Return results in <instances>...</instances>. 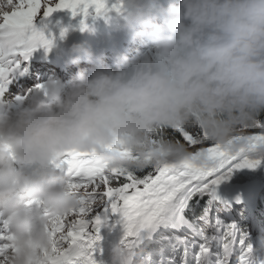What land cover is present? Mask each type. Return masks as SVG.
Returning <instances> with one entry per match:
<instances>
[{
    "label": "clouds",
    "instance_id": "clouds-1",
    "mask_svg": "<svg viewBox=\"0 0 264 264\" xmlns=\"http://www.w3.org/2000/svg\"><path fill=\"white\" fill-rule=\"evenodd\" d=\"M118 3L120 27L146 38L147 52L117 53L113 70L102 53L73 44L64 61L87 60L88 74L78 71L68 84L50 76L15 109L0 110L6 264H43L51 239L44 212L79 204L55 163L63 153L94 152L116 168L179 163L191 149L177 131L225 144L264 115V0Z\"/></svg>",
    "mask_w": 264,
    "mask_h": 264
},
{
    "label": "snow or ice",
    "instance_id": "snow-or-ice-1",
    "mask_svg": "<svg viewBox=\"0 0 264 264\" xmlns=\"http://www.w3.org/2000/svg\"><path fill=\"white\" fill-rule=\"evenodd\" d=\"M57 9L82 15L83 29L88 16L118 11L119 3L0 0V88L28 71L24 62L36 50H51L54 38L36 21L43 24ZM175 136L191 154L143 169L110 167L94 152L63 153L55 163L79 204L44 212L51 239L43 264H264V223L257 237L248 226L264 199V120L241 127L225 144L198 132ZM234 212L239 220L231 219ZM9 250L0 222V264Z\"/></svg>",
    "mask_w": 264,
    "mask_h": 264
},
{
    "label": "rangeland",
    "instance_id": "rangeland-1",
    "mask_svg": "<svg viewBox=\"0 0 264 264\" xmlns=\"http://www.w3.org/2000/svg\"><path fill=\"white\" fill-rule=\"evenodd\" d=\"M157 1L159 2V0H157ZM55 2H56V0H53V3H55ZM117 2H118V0H107L109 8H111V5L113 3H117ZM113 12H116V10L112 9L107 14H110ZM92 16H94V15H90L87 18L89 19ZM79 17H81V18H79ZM44 19H46V21H47L46 25H48L50 23H55V24L59 25L58 29H62L63 27H60V26H64V25L68 26V25H71L73 23L79 22V20L84 19V18L82 17V15H79V14L76 16H73L71 13V10H69V9H57L50 16H48ZM37 21H40V19L38 18ZM204 202L205 201L203 200L200 207L203 206ZM262 210H264V199H260L257 201L256 208L253 212V220L251 222H249V225H248L253 236H257V234L259 232V228H258V225L256 224V222L254 221V217L256 215H258ZM231 218L239 220V217L235 212L232 214Z\"/></svg>",
    "mask_w": 264,
    "mask_h": 264
},
{
    "label": "trees",
    "instance_id": "trees-1",
    "mask_svg": "<svg viewBox=\"0 0 264 264\" xmlns=\"http://www.w3.org/2000/svg\"><path fill=\"white\" fill-rule=\"evenodd\" d=\"M260 120H264V115H261ZM202 201H200L201 203ZM261 220L264 221V213L261 214Z\"/></svg>",
    "mask_w": 264,
    "mask_h": 264
},
{
    "label": "bare ground",
    "instance_id": "bare-ground-1",
    "mask_svg": "<svg viewBox=\"0 0 264 264\" xmlns=\"http://www.w3.org/2000/svg\"><path fill=\"white\" fill-rule=\"evenodd\" d=\"M79 18H81V17H79Z\"/></svg>",
    "mask_w": 264,
    "mask_h": 264
}]
</instances>
